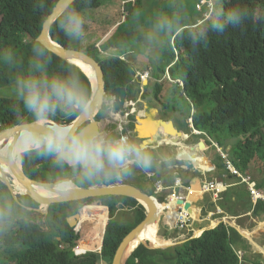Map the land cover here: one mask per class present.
Returning a JSON list of instances; mask_svg holds the SVG:
<instances>
[{"label": "trees", "instance_id": "trees-1", "mask_svg": "<svg viewBox=\"0 0 264 264\" xmlns=\"http://www.w3.org/2000/svg\"><path fill=\"white\" fill-rule=\"evenodd\" d=\"M182 1L185 0H152L151 8L147 9L145 0H76L73 5L85 19V39L79 44L70 41L58 27L59 18L50 35L63 47L85 53L101 65L108 94L123 87L127 90L128 100H136L139 92L143 96L139 102L142 105L135 108L143 115V105L147 104L146 88L154 90V99L163 111L170 112L171 117L179 115L182 118L181 123L184 124L181 128L185 134L191 131L188 120L193 114L194 129L201 133L196 150L207 160L209 156L219 180L227 181L230 175L213 144L225 151L227 160L239 172L249 175L247 172L252 162L259 161L264 167V0H218L215 11L205 22H202L201 15L200 21L195 20L191 24L182 19L171 23L172 29L158 49L156 62L150 58L151 47L146 30L154 29L160 14L167 12L164 5L173 6ZM192 1L196 9L199 0ZM57 3L58 0H0V88L16 89L17 77L28 73L34 56L33 41L41 34ZM236 6L248 11L239 27L227 25L223 31H217L211 26L217 10L227 13ZM148 11H152L154 19H147ZM148 26L150 28H146ZM99 29L102 30L99 34L91 33ZM140 46L146 47V52L141 53ZM48 52L47 70L50 74L75 72L91 93L89 79L76 66ZM131 53L134 58L153 60L145 66V70L150 71L148 84L136 81L138 75L146 72L139 71L130 61ZM167 72L172 81L180 80L182 85L165 78ZM167 83L173 84L175 89L169 91L166 102H163L161 97ZM176 91L186 100L187 111L179 110L170 102ZM105 109L106 106L97 120H101ZM152 109L151 112L158 111L157 107ZM76 118V115L65 117L59 110L54 117L64 122ZM31 119L18 97H0V134ZM135 123L136 117L131 116L125 133L130 131L131 139L139 141L134 134ZM116 128L113 127L114 130ZM176 139L166 133L159 146L173 151L178 149L176 153L180 156L183 152L181 139L178 142ZM187 152L197 153L190 149ZM152 153L154 167L151 171L158 173L155 171L159 165L155 161L158 157L154 151ZM178 159L185 160L187 167L192 160ZM23 165L31 179L43 183L74 177L68 174L71 168H60L53 164L51 158L40 156L34 150L23 155ZM224 169V174H221ZM250 175L254 178H251L254 187L264 195V174L259 183L255 174ZM124 179L129 185L159 200L154 195V181L147 179L138 168L134 169L132 176ZM96 182L99 183L97 177L90 181ZM235 186L217 204L224 212L220 217L251 214L254 219L262 221L264 202L258 201L254 205L247 187ZM19 200L22 205L0 180V206L5 209L0 218V264H111L124 237L145 219L144 208L125 197H99L52 205L47 215L25 208H39L31 197L20 195ZM123 210L133 211L130 223L115 220L116 213ZM209 211H215L211 202L203 213ZM73 215H78L79 220L70 227L67 218ZM163 225L173 231L169 223L163 221ZM165 236L166 233L161 237L168 238ZM248 246L247 240L235 228L222 222L200 237L189 238L185 243L166 250L155 249L148 242H143L126 264H261L245 255L239 257L238 251L247 250Z\"/></svg>", "mask_w": 264, "mask_h": 264}, {"label": "clouds", "instance_id": "clouds-1", "mask_svg": "<svg viewBox=\"0 0 264 264\" xmlns=\"http://www.w3.org/2000/svg\"><path fill=\"white\" fill-rule=\"evenodd\" d=\"M57 9L60 12L57 24L66 37L74 42L83 41L86 36L85 19L83 13L74 7L73 0H60ZM247 16V9L240 6L227 13L217 10L211 26L217 31H223L227 25L239 27ZM155 29L170 32V18L158 17ZM147 38L149 42L157 40L152 33ZM32 51L30 70L17 77L16 92L32 118L20 124L22 138L38 155L51 158L53 164L60 168H71L85 181H92L113 170L127 178L134 174L136 168L143 171L152 168L154 157L148 142L115 135L99 126L77 123L94 103L99 107L110 103V98L99 85L90 93L75 72L50 74L47 70L50 53L42 36L34 39ZM58 110L65 117L76 115L77 120H55Z\"/></svg>", "mask_w": 264, "mask_h": 264}, {"label": "water", "instance_id": "water-1", "mask_svg": "<svg viewBox=\"0 0 264 264\" xmlns=\"http://www.w3.org/2000/svg\"><path fill=\"white\" fill-rule=\"evenodd\" d=\"M75 1L76 0H73V3ZM59 2L60 0H58L57 5L59 4ZM57 5L53 9V12L50 14L47 20L45 21L40 35L43 37L44 40H46L48 50L51 53L58 56L63 61L76 66L89 79L92 89L93 87L99 85L106 93V95L107 96L110 95V97L112 98L113 100L112 109L117 113H123L128 105L127 90L121 87L112 90L108 94L106 91L105 74L101 65L98 62H96L92 57L88 56L85 53L76 50H70L63 47L57 41H54L50 36V30L53 24L60 17V12L57 9ZM83 66L88 68L92 73V75L88 74V72H86L83 69ZM103 107H99L94 103L92 109L85 115L84 118L79 120L76 119L77 123L91 124L93 126L100 127V121L97 120V117L99 113L103 110ZM157 115H158V111L154 112L152 117L148 116V118H145V116L142 117L136 115L135 133L137 135V138L141 140V142H148L151 149H155L160 147L158 141L166 133H168L169 136H174L179 139L185 136L183 135L182 132H180L176 128L172 120L167 122L161 117H157ZM148 126L150 127L148 128ZM22 136H23L22 129L19 126L12 129H8L0 134V172H1L0 180L10 189L13 198L21 205L22 203L19 200L20 195H27L31 197L32 200L39 205L38 209L25 207L29 211H36L40 214L47 215L52 205L81 201L91 198L109 197V196L125 197L135 200L138 204H140L144 208L145 219L143 220V222H141L137 227H135L124 237V239L119 244L111 262V264H126L128 258L131 256L134 250L138 248V246H140L139 244L134 249L130 250V247L134 243L137 234L141 230L147 227L149 228L152 225L157 226L158 223L160 222L161 215L163 213L161 212V214H159L156 208V205L160 201L158 200L159 201L158 202L153 197L141 192L139 189L129 184L110 185L109 184L110 182L122 178L118 174V172L114 170L108 173H102L98 176V179L102 185L100 186L92 185L85 188L75 186L71 178H67L56 183H43L40 181L33 180L26 174L23 166V155L26 152L20 156L21 166L19 165V162H17V158L15 156L14 151L11 150V152L7 156L2 154V150L7 148V144L9 142L11 143L13 141L14 144H17ZM177 140L178 139H176L175 141L178 142ZM32 150L33 149L29 151ZM18 182L19 184L25 187L26 190L25 194H22L21 192L17 191V188L15 186ZM64 183H69L72 186L67 189H59L58 187H60ZM103 184H108V185H103ZM40 190L53 193V196H43ZM164 214L168 216V211H166ZM72 219H73L72 217L67 219V224L70 227H72L73 223H75V221H72ZM220 224L221 222L211 229H215ZM193 225L194 223H191V226ZM230 226L235 228L239 232V234L246 239V236L242 229H240L239 227H237L235 224L232 223L230 224ZM262 229H264V226L260 227L257 230V232ZM205 231L207 230L201 231L202 232L201 235ZM194 238L195 237L193 236L191 239ZM186 241L179 243H172L169 246H165L159 249L166 250L181 245Z\"/></svg>", "mask_w": 264, "mask_h": 264}, {"label": "rangeland", "instance_id": "rangeland-1", "mask_svg": "<svg viewBox=\"0 0 264 264\" xmlns=\"http://www.w3.org/2000/svg\"><path fill=\"white\" fill-rule=\"evenodd\" d=\"M160 1H162V0H160ZM154 2H155V0H154ZM192 4H194L192 0H185V1H182V2H179V3H174L173 6L171 4L170 5L169 4L164 5V7L167 9V12L166 13H164V12L161 13L160 17H168V18H170V22L171 23H176V21L180 20V19L185 20L186 22L190 23V21L188 19H190L192 21V19H194V18H196L198 21H200L201 17L198 16L199 14L195 10H194V13L198 14L197 16L193 15V14H189V11L191 9H193V5ZM151 5H152V0H145V7L147 9L151 8ZM151 12L148 11V14H149V16L147 17L148 20L154 19V17L151 15ZM91 15L92 14H89L88 16H91ZM91 20H92V18L90 20H88V22L90 23ZM146 28H150V26H148ZM101 31H102L101 29L93 30L91 33L99 34V32H101ZM146 31H149V33H152V34H154L157 37V40H155L153 42H150V44H149V46L151 47V56H152V58L155 59V57H157V55L159 53L158 45L161 46L162 44L165 43L166 36H167V34L169 32L165 33L163 31H157L156 29H147ZM79 43L80 42H76V44H79ZM74 47H76V46L74 45ZM154 47H157L158 53L155 50L153 51ZM139 48H140L139 50H140L141 53L146 52L145 51L146 47L140 46ZM130 61L132 63L135 62V64L140 69L145 70V68L147 67L146 66L147 65V60H145V59L134 58V59H130ZM151 61H153V60L150 59L148 64H150ZM174 89L175 88H174L173 84L167 83L165 85V90H164V93H163V95L161 97L163 102H166L165 100H166V97H167L169 91L171 90V92H172ZM146 91H147V96L145 98L146 99L145 101H147V103H149L152 107H157L160 111H162V108H161L162 106L160 104H158L156 102V100L154 99V90L152 88H149V89H146ZM0 97L17 98L18 96H17V92H16L15 88L6 87V88H0ZM107 97L110 98V103H106L105 104L106 105V109L104 111L103 117L101 118L100 127L103 128L106 131L111 132V133L123 132V135H127V136H129L131 138V135L129 134L130 131L125 133V131H123V130L125 128H127V126L130 124L131 116L128 117V119H129L128 120L125 117V113L127 114L128 112H130L133 109V107L130 106V104L134 103V101L133 100H128L129 108L126 109L127 112L125 111L124 113L119 115L120 119L116 120L115 118H113V114H120V113H117V112H115L112 109V101L113 100L110 97V95H108ZM139 97H140V94L138 92L137 99L135 100V103H136V106L138 105L139 107H141L142 104L139 103V99H140ZM170 102H172V104H174V105H177V108L179 110L187 111V109H188L187 102H186V100L184 98H181L179 96V91L178 92L176 91V93L174 95V98ZM113 127H117V128L114 130ZM190 143H192V141L191 140H189V141L187 140L184 143V146H186V147L187 146H191ZM220 150H221V148H220ZM156 153H157L156 155H157L158 158H163V156H164V158H167V157H165V153L166 154L168 153V155H167L168 157H173L171 155V153H172L171 148H169V147H164L163 149H160V152H157V150H156ZM160 161H164V160H160ZM258 163H259V161H258ZM258 163L257 162H252L250 164V167H249V172H247V173L249 174V176L251 178H253V176L250 175V174H255L256 181L259 183V179L261 178V175L264 174V167L262 165H260V163L259 164ZM181 164H183V163H181ZM153 167L154 166H152V168ZM202 169L203 168H201V171H203ZM139 170L141 172L145 173V172H149L151 169H149L148 171H143L141 169H139ZM208 170H209V167H208ZM200 173L198 174L200 180H215L216 179V180L220 181L217 177H215L214 171H213V173L208 172V174H206L205 172H203V174L202 173L200 174ZM73 175L75 176V175H78V174H73ZM162 180H163V182H166L165 179H162ZM262 180H263V178H262ZM85 184H86L85 180L78 179L77 180V184H74V185L77 186V187H82ZM109 184L110 185L127 184V182H126V180L124 178H120V179H117V180H114V181L110 182ZM100 185H102V184H98L97 186H100ZM103 185H108V184H103ZM10 203H11V201H10ZM4 210H5L4 206H0V218H1V213ZM133 216H134V213H133L132 210L131 211L123 210V211H119V212L116 213L115 220H117V221H119L120 223H123V224L130 223L132 221ZM72 221H75V220L72 219ZM163 221H164V218H163V215H161L160 222L156 226L157 227V232H159L158 234L163 236V234L166 233L165 237H168V238H164L163 237V239L166 240V241H170L171 243H179V242H181V240L178 239V234L180 232L178 230L170 232V230L165 229L163 227L164 226L163 225ZM263 221H264V219L262 221H258V223L256 222L255 223L256 227L253 226L254 228H250L254 223H252V221H250L248 218H242L239 221L237 219L236 220H232V221H230V223L236 224L237 227H240L239 225H243L244 228H245L243 230L252 233V235L254 236L253 237L254 241L259 246L264 248V229H262V230L257 232V230L260 227L264 226V222ZM199 232H200V230L197 233H195V234H198ZM156 246H158V245H156ZM162 247H165V246H162ZM242 251L244 252L245 257H247V258H249V259H251L253 261H255V260L259 261L261 264H264L263 255L259 254L256 251V249L253 248L252 246L251 247L248 246L247 250L243 249ZM3 264H5V263H3Z\"/></svg>", "mask_w": 264, "mask_h": 264}, {"label": "crops", "instance_id": "crops-1", "mask_svg": "<svg viewBox=\"0 0 264 264\" xmlns=\"http://www.w3.org/2000/svg\"><path fill=\"white\" fill-rule=\"evenodd\" d=\"M193 5V9H191L189 11V14H193V15H198L199 17H201V14L194 8V4ZM194 10L198 13H194ZM190 21V24L192 22H194L195 20H197L196 18L192 19V21L190 19H188ZM155 29V28H154ZM147 34H149V31H147ZM158 47L160 48L161 46L158 45ZM158 48V49H159ZM157 51L158 53V50H157V47H154L153 51ZM139 55V54H138ZM129 58L130 59H134V55L133 53H131L129 55ZM152 58V57H150ZM154 59V58H153ZM147 60V59H145ZM156 62L158 61V55L157 57H155L154 59ZM148 62V60H147ZM135 64V62H134ZM148 64V63H147ZM136 65V64H135ZM137 66V65H136ZM137 69L139 71H142L143 69H140L138 66H137ZM144 72H149L148 70H143ZM168 72L165 76L169 78L168 76ZM170 79V78H169ZM170 81L172 82V80L170 79ZM175 82V81H174ZM172 82V83H174ZM147 89V88H146ZM149 89V88H148ZM147 103V102H146ZM144 106V112H145V118H148V116L152 117L153 116V113L151 112L152 109V106L147 103L146 105H143ZM136 107V106H135ZM136 115V112L134 111V115L132 116H135ZM136 117V116H135ZM157 117H161L162 119H164L165 121H170L172 120L176 126V128L180 131V132H184V128H181V126L184 124H182V118L179 116V115H174L173 117H171V113L168 112V111H160L158 109V115ZM189 123V122H188ZM150 126H148L149 128ZM194 127V126H193ZM190 130L188 134H185L183 133L184 136V140L181 138V149L183 150L182 154L180 156H182L181 158H190L192 159L189 163V167H187V165H185L184 161L185 160H179V159H176L174 157H168V153L166 154L165 153V157L167 158H157V161L158 162V167L155 171H158V173L155 172L156 174V177L158 180H161L162 183L167 187L171 186V188L174 190L176 189L174 187V183H175V180L174 179H177V177H174L175 174H180V176L182 177V179H178L181 181L182 185L185 186V185H188L192 188L194 187H197L199 190V185L200 184H203L205 183L206 181L209 182V183H215V182H218V180H200L199 179V176L198 174L201 172L203 174V172H205L206 174H208V172L210 173H213V171L215 170V167H214V164L211 162V159L209 158L208 156V160L207 158H205L200 151H197L196 150V147L197 145L199 144V142L201 141L200 139V135L201 133L199 131H197V133L193 132L195 131V129L193 128L192 129V126L190 125ZM193 130V131H192ZM134 134L135 131H134ZM138 139V138H137ZM139 140V139H138ZM189 141L191 140L192 143H190L191 146H184V143L186 141ZM141 142V140H139ZM183 144V145H182ZM213 146L216 148V152L218 151V148L216 144H213ZM164 147L166 146H160L158 148H155V149H151L152 151L156 153V150L157 152H160V149H163ZM187 149H190V151L192 150V152L196 153V154H190L189 152H187ZM228 150V148H227ZM171 155L173 156V149L171 148ZM178 151V149H177ZM204 152L208 153V155H210L211 153L208 151V150H205ZM224 152V151H223ZM173 159V160H172ZM160 160H164V161H160ZM183 163V164H181ZM191 165V166H190ZM157 166V165H156ZM177 166V167H176ZM176 167V169H175ZM208 167H209V170H208ZM179 168V169H178ZM201 168H203L201 171ZM178 169V170H177ZM151 171V170H150ZM147 173V172H145ZM200 173V174H201ZM215 173V171H214ZM157 174H160V177L157 176ZM221 174H224V170L221 172ZM215 177H219V174H216ZM162 179H165L166 182H163ZM219 182H222L221 180ZM218 182V183H219ZM224 183L228 186L226 187L225 189H218L217 191H219V196L217 197V199H215L216 201H214V199L211 197L210 194H200L198 193V191L193 195L191 196L190 198V201H189V208L191 209L192 211V223H194L193 226H191L190 224V228L182 233H179V238L181 240V242L183 241H186L188 240L189 238L191 239L193 236H194V233H195V230H200V231H204V230H209L213 227H215L218 223H222L224 222L225 224H228L230 226V221L232 220H241L242 218H248L250 221H252V223H254L250 228H254L256 227V222L258 223V221H260L259 219H254L251 214H248V215H244V216H240V217H231V216H228L226 215L225 217H220L219 214L216 213V210H220V208L218 207V202H221L222 200V196L231 188H235L236 186V183H237V180L235 178H232L231 176H228V180L227 181H224ZM163 187V185H162ZM179 192H181L180 190H178ZM172 193V191L169 189L168 191L164 192L163 194H161L159 197V201L163 200L164 201V197L166 195H170ZM183 193V192H182ZM185 193V192H184ZM189 199V197H188ZM187 199V200H188ZM213 203V210L215 211H209V212H206L205 214L203 213V210L204 209H207L208 208V203ZM254 203V201H253ZM166 205V204H165ZM255 205V204H254ZM167 206V207H166ZM164 206L162 209H165L164 213L166 212V210L168 212H170V207L172 208V210L174 209V205L173 204H169ZM221 211V210H220ZM221 213L223 214L224 212L221 211ZM171 214V212H170ZM170 214H168V216H166L165 214H163V218H164V221L169 223L170 225H172L173 227V231H175L174 229V226L172 224V217L170 216ZM264 218V217H263ZM258 220V221H257ZM264 222V221H263ZM214 224V226H213ZM236 225V224H235ZM240 229H245L243 225H239ZM254 226V227H253ZM173 231H170V232H173ZM245 231V230H243ZM202 233V232H200ZM264 257V256H263Z\"/></svg>", "mask_w": 264, "mask_h": 264}, {"label": "built area", "instance_id": "built-area-1", "mask_svg": "<svg viewBox=\"0 0 264 264\" xmlns=\"http://www.w3.org/2000/svg\"><path fill=\"white\" fill-rule=\"evenodd\" d=\"M216 4H217V0H199L198 1V3L196 4V10L202 15V17H203V21L202 22H205V21H207V20L210 19V17L212 16L213 12L215 11ZM172 82H174V81H172ZM174 83H178L180 86L182 85V82L180 80H178V81H176ZM130 106H132L133 109L130 112H128L127 114L125 113L126 119H128L129 116L134 115V108L136 106V103H132V104H130ZM128 108H129V103H128L126 109H128ZM121 114H118V115H121ZM192 116H193V114H192ZM192 116L188 120V122L192 126V129H193L194 127H193V119H192L193 117ZM193 132L197 133L196 130L193 131ZM220 151L221 150L218 149V152H220ZM221 157L224 158V163L226 165V168H225L226 169V172L231 177H234L237 180L236 185L237 184L238 185H244L245 187H247L248 191L252 195V199L254 201V204H256L258 201L264 202V195L262 193H260L254 187V185L251 182V177L249 175H243L241 172H239L224 157L223 154H221ZM176 167H175V169H176ZM176 175L177 174H175L174 177H176ZM145 176H146L147 179L154 181L153 184H152V186L154 188V195L155 196H157L158 198H160L159 196L161 194H163L164 192H166V191H168L170 189L172 191V193L170 195H166L164 197V202L167 203V204H173L174 206L176 205L177 207L183 208L185 210V207H186V204H187L186 202H187L188 197H190L191 195H193V189H191L190 186H188L186 188L183 187V186H181V187H178L177 189H174L173 190L171 188V186H169V187L167 186L166 187L162 183L161 180H158L157 178H155L156 177V174H155L154 171H149V172L145 173ZM218 182L211 183V184H208L207 183L208 185L203 186L202 189L198 190V193H200V194H210L211 197L214 199V201H216L215 199H217V197L219 196V191H217V190L219 188L223 190L226 187H228L224 182H219V183ZM162 185H163V187H162ZM178 190H180L181 192H179ZM184 190H186L185 193H184ZM216 213L219 214V215L222 214L221 211L218 210V209L216 210ZM190 217H191V215L186 210L185 211H179L178 215H176L173 218L174 228L176 230H178L180 233L188 230L191 227L190 224L192 223V219H190ZM238 255H239L240 258H243L244 252L238 251Z\"/></svg>", "mask_w": 264, "mask_h": 264}, {"label": "bare ground", "instance_id": "bare-ground-1", "mask_svg": "<svg viewBox=\"0 0 264 264\" xmlns=\"http://www.w3.org/2000/svg\"><path fill=\"white\" fill-rule=\"evenodd\" d=\"M57 5V4H56ZM60 18V17H59ZM51 31V30H50ZM41 35V34H40ZM51 36V35H50ZM49 51V50H48ZM59 58V57H58ZM83 69L86 71V72H88V74H90V75H92V73L90 72V70L88 69V68H86V67H84L83 66ZM149 80V73L148 72H146V73H144V74H140V75H138L137 76V78H136V81L138 82V83H147L148 84V81ZM140 99H143V96H140L139 97ZM140 99H139V102H140ZM104 106H106V105H104ZM134 111L136 112V114L137 115H139V116H144L143 115V112L141 111V110H139V109H137V108H134ZM152 113H154V112H152ZM116 117H119V115L118 114H113V118H116ZM77 119V118H76ZM75 119V120H76ZM130 135H131V133H129ZM162 140H163V136L159 139V141H158V144L160 143V142H162ZM32 149V146H31V144H29V143H27L22 137H21V139L18 141V143L17 144H14L13 143V141L10 143H8L7 144V148H5V149H3L2 150V154L3 155H5V156H7L10 152H11V150L12 151H14V153H15V156H16V158H17V162H19V165L21 166V159H20V156L21 155H23L25 152H27V151H29V150H31ZM177 152V150H175L174 151V153H173V157L174 158H176V159H178V158H181L182 156H178V153H176ZM216 153H218L219 154V156H221V154H223L224 155V157L227 159V154L225 153V152H223V151H220V152H216ZM223 160H224V158L223 157H221ZM193 161V160H192ZM230 162V161H229ZM224 165H225V163H224ZM225 168H226V165H225ZM224 172H225V169H224ZM0 174H1V172H0ZM176 177H177V179H174L175 180V183H174V187L177 189L178 187H181V186H183L182 185V183H181V179H182V177L180 176V174H177L176 175ZM123 178V177H122ZM178 179H180V180H178ZM99 180V179H98ZM59 182V181H58ZM100 182V181H99ZM211 184V183H209V182H207L206 181V183H203V184H200L199 185V190L200 189H202V187L203 186H206V185H208V184ZM128 184V183H127ZM72 185L71 184H69V183H64V184H62L60 187H58L59 189H67V188H70ZM16 188H17V191L18 192H21L22 194H25L26 193V190H25V187L23 186V185H21V184H19V182L16 184V186H15ZM183 187H188V185H185V186H183ZM193 189V195L198 191L197 189V187H194V188H192ZM220 189V188H219ZM41 191V193L43 194V196H53V193H50V192H45V191H43V190H40ZM153 191H154V188H153ZM184 192H186V190H184ZM193 195H191V196H193ZM191 196L189 197V199L187 200V207H185V210L191 215V217H190V219H192V211H191V209L189 208V201H190V198H191ZM164 201L163 200H161L157 205H156V208H157V210H158V212H159V214H161V212L164 214V209H162L163 207H164ZM140 205V204H139ZM183 208H179V207H177L176 205H175V207H174V209L173 210H170V212H171V214H170V212H168V214H170V216L172 217V224H173V218L176 216V215H178V213H179V211H185ZM162 214V215H163ZM74 220H75V223H73V226L72 227H74L75 225H76V223H77V221L79 220V216L78 215H75V216H73L72 217ZM68 219V218H67ZM173 226H174V224H173ZM213 226H214V224H213ZM175 229V228H174ZM176 230V229H175ZM199 230H195V233H197ZM201 232V231H200ZM198 233V234H195V238H198V237H200V235H201V233ZM159 232H157V227L155 226V225H152V226H150L149 228L147 227V228H145V229H143V230H141L138 234H137V236H136V239L134 240V243L132 244V246L130 247V250H132V249H134L136 246H138L139 244L141 245L143 242H148L149 244H151V246L153 247V248H163L162 246H169V245H171L172 243L170 242V241H166V240H164L163 239V237H161L160 236V234H158ZM244 234H245V236H246V240H247V242H248V245L249 246H254L255 248H257L256 247V243H255V241H254V239H253V235H252V233H250V232H248V231H244ZM178 238H179V235H178ZM156 245H158V246H156Z\"/></svg>", "mask_w": 264, "mask_h": 264}, {"label": "flooded vegetation", "instance_id": "flooded-vegetation-1", "mask_svg": "<svg viewBox=\"0 0 264 264\" xmlns=\"http://www.w3.org/2000/svg\"><path fill=\"white\" fill-rule=\"evenodd\" d=\"M134 101V103H135V100H133ZM126 111V110H125ZM124 111V112H125ZM123 112V113H124ZM121 114V113H120ZM116 120H119L120 118L119 117H116L115 118ZM129 120V119H128ZM98 121H101V120H98ZM126 130V128L123 130V131H125ZM116 133H120V134H123V132H116ZM24 166V165H23ZM68 174H77V173H75L73 170H71ZM67 179V178H66ZM78 179H80L79 178V176L78 175H75L73 178H72V182L74 183V182H76ZM97 179H98V177H97ZM98 182H99V180H98ZM98 184H101L100 182L99 183H90V181H86V184L85 185H83L82 187L83 188H85V187H89V186H92V185H98ZM168 205L169 206V204H167V203H164V206H166V205ZM167 207V206H166ZM170 207V206H169ZM170 210H172V208L170 207ZM73 216H75V215H73ZM73 216H71V217H73ZM70 218V217H69ZM194 237H196L195 236V234H194ZM245 239V238H244ZM256 243V242H255ZM251 247V246H250ZM253 248H255L254 246H252ZM256 247L257 248H255L256 249V251L259 253V254H261V255H263L264 256V248H262L261 246H259L257 243H256Z\"/></svg>", "mask_w": 264, "mask_h": 264}]
</instances>
